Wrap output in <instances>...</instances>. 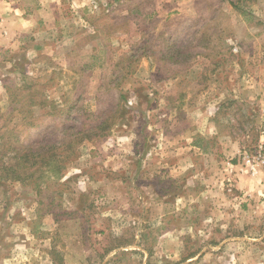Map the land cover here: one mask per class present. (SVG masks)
<instances>
[{"label":"rangeland","instance_id":"obj_1","mask_svg":"<svg viewBox=\"0 0 264 264\" xmlns=\"http://www.w3.org/2000/svg\"><path fill=\"white\" fill-rule=\"evenodd\" d=\"M6 1L0 264H264V0Z\"/></svg>","mask_w":264,"mask_h":264},{"label":"trees","instance_id":"obj_2","mask_svg":"<svg viewBox=\"0 0 264 264\" xmlns=\"http://www.w3.org/2000/svg\"><path fill=\"white\" fill-rule=\"evenodd\" d=\"M264 138V133H263ZM19 153L14 167L7 166L4 163L0 165V180H11L18 181L25 178V169L22 165L26 167H49L51 163H58L66 159L67 154L59 155L56 152L57 147H29L21 143L19 145ZM5 148L0 149V154L4 151ZM2 156H4L2 154Z\"/></svg>","mask_w":264,"mask_h":264},{"label":"crops","instance_id":"obj_3","mask_svg":"<svg viewBox=\"0 0 264 264\" xmlns=\"http://www.w3.org/2000/svg\"><path fill=\"white\" fill-rule=\"evenodd\" d=\"M21 17V12L10 8L9 2H0V21L7 27L10 34L13 33L14 25L26 22V20H22ZM12 25L13 27H11Z\"/></svg>","mask_w":264,"mask_h":264}]
</instances>
